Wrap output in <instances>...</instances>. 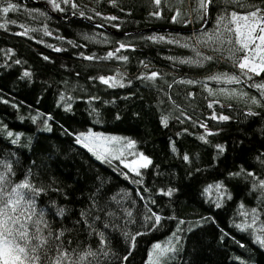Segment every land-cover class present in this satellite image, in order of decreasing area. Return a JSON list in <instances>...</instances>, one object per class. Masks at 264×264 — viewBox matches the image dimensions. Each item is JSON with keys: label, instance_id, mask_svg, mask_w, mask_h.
Here are the masks:
<instances>
[{"label": "trees", "instance_id": "16d2710c", "mask_svg": "<svg viewBox=\"0 0 264 264\" xmlns=\"http://www.w3.org/2000/svg\"><path fill=\"white\" fill-rule=\"evenodd\" d=\"M35 1L48 9L0 0L4 198L25 181L37 190L33 220L64 264L88 252L82 264H151L150 250L176 229L161 264H264V239L235 222L241 208L264 220V92L245 85L244 101L209 93L213 73L244 77L215 43L197 45L207 57L179 61L194 58L187 45L224 13H264V0H213L206 19L188 0ZM148 28L184 31L138 32ZM89 131L129 138L151 163L133 171L98 159L79 137ZM59 254L48 253L53 264Z\"/></svg>", "mask_w": 264, "mask_h": 264}, {"label": "snow or ice", "instance_id": "6c2138e0", "mask_svg": "<svg viewBox=\"0 0 264 264\" xmlns=\"http://www.w3.org/2000/svg\"><path fill=\"white\" fill-rule=\"evenodd\" d=\"M155 2L159 4L160 0H155ZM212 2L213 0H201V6L206 8ZM14 7L15 5L9 4L2 11L3 13H8ZM112 19H115V17H112ZM231 23L235 24V27L229 31L234 35L235 43L239 45V51L244 53L238 63V67L256 75L264 73V17L258 16L255 11L244 16L233 13ZM253 46L255 47L253 48ZM249 51L256 52L260 59L259 64L250 62L247 55ZM213 79H219V77H213ZM234 80L235 77H229L227 82L231 83ZM104 82L108 83L106 80ZM258 87H264V85H258ZM221 119H227V117H221ZM84 139L90 140L92 137L90 135L84 137ZM94 139L100 140L104 138L95 137ZM112 140L115 142V138H112ZM85 146L87 147L88 145L86 144ZM133 146L132 142L129 141L128 147ZM89 150L92 149L90 148ZM140 160L144 161L141 165L142 167H147L151 163L150 160L143 156L140 157ZM125 166L128 167V165ZM2 181L3 177H0V184H2ZM21 189H28L29 193H23L20 191ZM36 191L32 185L25 181L12 188L7 198H4L5 189L0 186V264H40L42 258L45 264H53L52 258L48 255L52 251L60 253L55 258V264H64V261L69 258L58 245L49 242V237L52 235L51 232H49L48 236L43 235L40 224L44 222L39 219L33 220L35 215L33 200ZM22 203L26 204L31 209V212L26 213L22 208ZM155 219L158 223L160 217L156 216ZM155 248L160 250L161 246L157 244ZM91 255H94V253L88 252L84 256H79L72 264H82L86 257Z\"/></svg>", "mask_w": 264, "mask_h": 264}, {"label": "rangeland", "instance_id": "374dc122", "mask_svg": "<svg viewBox=\"0 0 264 264\" xmlns=\"http://www.w3.org/2000/svg\"><path fill=\"white\" fill-rule=\"evenodd\" d=\"M50 1L53 3V0H50ZM66 3H69V0H54L53 5L56 9H61L62 5ZM188 6L191 9L190 12L192 15L196 12L195 10L196 7L200 11L203 8L201 6V0H188ZM255 12L258 13V16L264 17V13L260 9L256 10ZM232 14H233L232 11L228 13H224L223 16L217 20L215 27L213 29L201 34L199 37H193V43L195 42V45L193 43L189 44L187 45V48L192 52V54L194 55V58H188L187 60L179 59V61L180 62H185V61L193 62L196 57H201V56L207 57L203 54L201 55V53L197 49V45H201V44L209 45L210 43L214 45L215 43V45L222 47V49H219V50L221 52H224L226 57L230 61L232 62L237 61V68H239L238 63L244 56V53L239 51V45L235 43V37L232 34V32L229 31L230 29L235 27V24L231 23ZM249 14L250 13H247V14L238 13V15L240 16L249 15ZM161 37H163V39H161ZM149 38L154 42H168V43L176 44V45H184V42L183 41L181 42L182 39L180 40L179 38H176L175 36H172V35L152 33L150 34ZM183 40L186 41V39H183ZM257 43H259V41H257ZM254 47L255 46H253V48ZM247 55L251 63L253 64L260 63L259 56H257L255 51H249ZM241 71L244 74L243 79L235 78V80L231 83L227 82L229 77H233L229 74L219 73V72L211 74L210 76L205 78V80L208 83L207 90L209 91V93L214 94V95L219 94L220 96H223L225 98L226 97H237L238 99H241L243 101L247 99L244 93L245 90L242 89L243 87H245V85L254 87V90H257L259 93L264 92V87H258V85H264V80H262L260 84H255V83L250 84L249 83L250 78L254 76H259V75H256L255 73H252V72H248L247 70H241ZM261 74L264 76V73H261ZM213 77H219V79H213ZM238 83H240V85H238L237 88L232 87V86H237ZM90 135L92 139L90 140L84 139V137H88ZM79 137L80 139H83L82 142L84 144L82 142L80 143L83 144L84 146L87 144L88 146L87 147L85 146V147L87 149L91 148L92 150L90 151L97 158L100 157L98 158L100 160L112 159V160H115L116 163L120 164L121 166L126 167L125 165H128V167L126 168L127 169L130 168L133 171H138L142 167L141 165L144 163V161L140 160V157L141 156L145 157V156L137 150L135 143L129 138H126L124 136H119V135H116V136L105 135V134L96 133L93 131L83 133L79 135ZM95 137H101L104 139L96 140L94 139ZM112 138H115V142H113ZM129 141L132 142V144L134 145L133 147H128ZM213 190H214V193H216L218 196L223 195V191L218 186L213 187ZM237 217L238 219L235 221L237 225H239L241 228L251 230L257 237L264 239V220L261 217L260 211L258 209L249 210L247 208H241L237 214ZM180 232L181 230L179 231L176 229L170 238L171 240L168 239L167 241L163 243H166L169 247H174L180 237ZM163 243H158L161 246L160 250H156L155 246L157 244L153 246L152 250L154 249V251L158 253V255L154 256L152 254V250H150L149 256L147 259L148 263L157 264L154 262L158 261L159 256L164 257V254L167 253V251L168 252L175 251V249L167 248L165 245H162ZM163 251L165 252L162 253ZM163 261L160 262V258H159L158 264L163 263Z\"/></svg>", "mask_w": 264, "mask_h": 264}, {"label": "water", "instance_id": "95a60500", "mask_svg": "<svg viewBox=\"0 0 264 264\" xmlns=\"http://www.w3.org/2000/svg\"><path fill=\"white\" fill-rule=\"evenodd\" d=\"M30 3H32V5H41L43 6L45 9H48L47 4L43 3V2H38L35 0H28ZM209 6V4H208ZM208 6L205 8V15L204 18L206 19L207 17V11H208ZM48 11V10H47ZM81 20H84L88 23H90L91 25L100 28L102 30L105 31H109V32H114L111 29L106 28L105 26H103L102 24L96 23V22H91L89 20L83 19L81 18ZM149 31H184V30H180V29H173V28H148V29H144V30H139L138 32H149ZM193 31V30H192ZM116 33V32H115ZM128 34H134L133 32H128V33H124V35H128Z\"/></svg>", "mask_w": 264, "mask_h": 264}]
</instances>
